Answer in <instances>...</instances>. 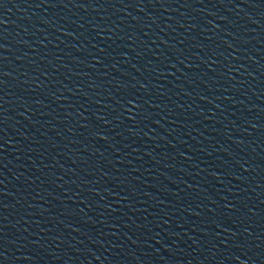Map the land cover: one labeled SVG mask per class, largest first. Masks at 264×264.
Returning a JSON list of instances; mask_svg holds the SVG:
<instances>
[{"label": "water", "instance_id": "1", "mask_svg": "<svg viewBox=\"0 0 264 264\" xmlns=\"http://www.w3.org/2000/svg\"><path fill=\"white\" fill-rule=\"evenodd\" d=\"M0 264H264V0H0Z\"/></svg>", "mask_w": 264, "mask_h": 264}]
</instances>
